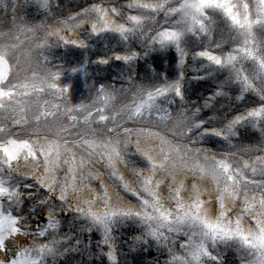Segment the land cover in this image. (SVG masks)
I'll return each mask as SVG.
<instances>
[{
    "label": "snow or ice",
    "instance_id": "1",
    "mask_svg": "<svg viewBox=\"0 0 264 264\" xmlns=\"http://www.w3.org/2000/svg\"><path fill=\"white\" fill-rule=\"evenodd\" d=\"M105 2L83 7L68 18L69 22L79 27L84 19H90L88 39L116 33L125 43L138 42L144 55L148 51L174 48L180 66L189 51L202 47L201 51H192L193 60L200 59L201 67L209 75L227 73L217 87L238 86L240 95L236 99L242 100L244 94L253 93L259 102L251 103L258 106L229 119V112L214 106L216 98L225 93L215 91L203 99L202 105H193L189 114L185 107L188 89L181 72L175 79L157 76L148 85H131L119 106L114 104L116 90L101 85L95 89V98L89 104L49 107L47 101L41 102L42 95L51 92L62 97L70 91V85L58 84L59 70L52 72L44 68L47 58L42 61V51L35 56L34 52L49 47L47 41L52 36L65 44L77 41L60 36L58 29L48 25L28 26L22 18L16 24L13 15L18 31L0 32V253L3 254L0 264H49V258L56 264L58 257L72 250L87 251L88 246L80 247V235L73 234L74 224H70L69 232L62 237L59 234L63 217H58L68 211L77 214L76 220L83 221L79 225L80 233L93 230L101 233L97 247L108 246L105 255L109 264H118L113 232L129 221L139 224L142 230L136 241L148 244L151 238L161 254L167 250L170 258L164 264H224L221 245L236 247L241 264H264V157L257 156L251 163H238L229 159L231 154L217 159L205 153L204 163H200L201 150L197 149L191 170L213 181L217 214L213 217L208 213L205 208L208 202L200 198L195 183L188 202L181 196L182 183L175 188L169 186L168 200L174 201L175 206L166 208L156 191L161 181L154 183L153 177L157 170L168 171L171 177L176 168L172 154L181 149L158 132L149 131L171 121L170 126L166 124L165 135L193 144L213 137L230 141L237 135L238 126L250 125L264 132V0H129L127 8L136 14L126 16L118 0H111L117 6L110 8L101 6ZM37 5L45 10L51 6L50 0H37ZM16 7V0H0V10L5 13L9 9L15 13ZM110 15L123 22L109 19ZM38 30L44 35L34 47L23 48L21 34H35ZM79 46L86 47L83 42ZM138 58L139 53L131 50L115 56L117 61L125 63ZM99 63L107 64L108 60ZM174 104L180 108L175 118L165 107ZM202 109L215 112V122L221 126L209 127L213 119L202 118ZM134 134L156 136L161 145L158 161L149 151L141 149L137 141L133 155L141 157L136 163L142 167L132 174L139 187L132 189L125 183L123 188L137 197L139 210L112 207L106 191L101 197L103 209L93 210V201H81L73 207L68 201V189H78L67 180L63 183L58 180L56 170L61 164L68 165L72 180L76 179V170H82L94 157L112 167L114 159L123 161ZM75 149L81 151L79 164ZM254 150L264 152V148ZM191 151L187 149L185 156ZM180 159L184 161V157ZM29 160L37 162L36 168L31 172L20 171L21 162L27 165ZM41 168L43 172L38 174ZM256 175L262 179H254ZM112 176L116 177L115 171ZM116 179L122 181L121 177ZM225 196L233 204L237 200L241 202V215L235 219L229 217L231 209L225 206ZM45 211L47 217L39 215ZM243 215L248 216L252 227L242 226ZM181 235L186 239L179 245L181 254H177L175 245ZM18 236L29 237L32 242L18 241L15 239ZM38 240L45 242L37 243ZM64 244L70 247L61 252L60 246Z\"/></svg>",
    "mask_w": 264,
    "mask_h": 264
},
{
    "label": "rangeland",
    "instance_id": "2",
    "mask_svg": "<svg viewBox=\"0 0 264 264\" xmlns=\"http://www.w3.org/2000/svg\"><path fill=\"white\" fill-rule=\"evenodd\" d=\"M16 3L15 13L11 9L7 13L0 10V32L18 31L13 24V15H15L16 24H19L22 18L23 22L28 26L48 25L52 29H58L60 36L77 41L76 44H65L56 36H52L47 41L49 47L34 52L35 56L42 51L43 55L40 57L42 61L44 57L47 58L46 62L43 63L44 68L52 72L59 70L60 79L58 84L61 86L65 84L70 85V91L62 97L53 95L51 92H46L42 95L41 102L47 101L49 107L52 104H60L63 107L65 103L69 106L79 103L89 104L95 98V89L101 85L108 89L114 88L116 90L114 104L119 106L124 100V92L131 85L141 83L148 85L154 82L157 76H166L169 79H175L181 72H183L185 87L188 89L185 107L189 110V114L193 105H202L203 99L211 96L215 91L225 93L216 98L214 106L221 111L229 112V119L245 112L251 107L258 106V103H251V101L259 102V97L253 93L244 94L242 100L236 99L240 95L238 86L230 87L226 85L222 89L217 87L223 82L227 73H213L209 75L208 71L201 67L202 61L200 59L193 60L192 51H201L203 50L202 47H196L192 51H189V54L184 58V64L180 66L179 58L174 48L160 52L148 51V54L144 55V50L141 49L138 42L131 41L125 43L116 33H104L88 39L92 21L90 19H84V22L79 27H76L69 22L68 18L75 16L83 7H88L92 3L100 4L101 0H50L51 6L47 10L39 8L37 0H16ZM128 3L129 0H118L122 14L125 16L136 14L133 10L127 8ZM101 6L110 8L117 6V4H113L111 0H106ZM109 19H113L117 23L123 22L119 17H113L111 15ZM43 35L44 32L42 30H38L35 34L28 32L21 34L20 39L24 41L22 47H34L37 39ZM80 42H83L86 47L79 46ZM129 50L138 52L139 58L130 63L115 59L116 55L123 56ZM216 51L219 54V51ZM104 59L108 60V63L100 64L99 61ZM203 63L206 64L207 62L203 61ZM73 68L82 70L73 72L71 71ZM37 70L42 71V69ZM200 77H203V79ZM165 107L168 108V111L174 118L176 117L177 111L180 110L177 104L171 107L165 105ZM200 116L204 119L212 117L213 123L209 127L219 128L221 126L215 122L217 114L211 109H202ZM166 124L170 126L171 121L160 123L158 127H152L149 131L154 133L158 132L160 135L165 136L173 145H178L181 151L172 154L176 168L172 171L171 177L168 171L161 170H157L153 177L154 183L161 181L159 188L156 189L161 202L166 208L174 207V201L170 202L168 200V187L175 188L181 183L183 184L181 196L185 202H188L192 195V184L195 183L200 193V198L208 202L205 208L214 217L218 209L215 200V185L210 177H202L199 173L194 174L191 170L194 161L197 159L196 150H201L199 156L200 163H204L203 155L205 153L209 157L215 156L217 159L223 158L225 154H231L229 156L231 161L238 163L248 161L251 163L257 156L264 157V152L254 150L264 148V132L260 128H252L250 125L245 127L238 126L237 135L232 137L230 141H223L221 138L213 137L210 140L193 144L187 140L173 139L170 134L165 135ZM129 127H132V125H129ZM51 138L52 136L49 135V139ZM100 139H103V137H100ZM137 141L141 149L149 151L158 161L161 159L160 140L156 136L148 134L137 136L134 134L131 137V142L128 144L127 155L123 161L114 159L112 167H109L107 162L99 157H94L91 161L85 163L82 170H76V179L72 180L71 174L68 173V165L62 163L56 170L58 180L61 183L67 180L68 183L78 189H68L69 203L75 207L81 201H93V210L103 209L104 202L101 197L106 191L112 207L131 208L138 211L139 203L137 197L133 196L131 192H126L123 188L125 183L132 189L139 187L132 174L133 170H139L142 167L141 164L136 163V161L141 160V157L138 154L133 155L136 152ZM41 142L43 143L44 141ZM187 149H191L192 151L185 156ZM74 151L77 153V164H79L81 151L79 149H75ZM180 157H184L183 162ZM185 162L187 166H185ZM36 164V161L31 160H29L27 165L21 162L20 171L31 172L36 168ZM113 171H115L116 177L122 178V181L112 176ZM42 172L43 168L39 170L38 174ZM254 179L260 180L262 178L256 175ZM224 202L226 208L231 209L229 212L230 218L235 219L238 215H241L240 209L242 205L239 200L233 204L225 196ZM57 204H59V201H57ZM39 215L47 217V211ZM76 215L73 211L60 213L58 218L63 217V220L59 228V234L62 237L63 233L69 232L70 224H74L75 231L73 234L80 235L82 241L80 247L83 249L85 246H88L87 251L72 250L65 256L58 257L56 264H65V261L68 264H109L107 256L105 255L108 251V246L102 244L97 247V241L100 240L101 233L96 230L80 233L79 225L83 221L76 220ZM241 224L245 229L253 226V223L247 215L241 217ZM113 236L115 237L118 264L120 261H123V264H157V260H159V264H164L170 258L167 250H164L163 254L157 250V244L151 238H148V244L143 243L142 240H135L136 237L142 236V230L137 223L129 221L119 226L114 230ZM15 239L18 241L27 240L29 244L32 242L29 237L18 236ZM185 239L186 237L182 235L177 239L175 245L177 254H181L179 245ZM41 242L45 241H37V243ZM72 244H75L74 240ZM66 247H70V245H61L60 251L63 252ZM221 250L223 252L224 264H241L236 247L225 248L221 245ZM2 258L3 254L0 253V259ZM49 264H53L52 258H49Z\"/></svg>",
    "mask_w": 264,
    "mask_h": 264
}]
</instances>
